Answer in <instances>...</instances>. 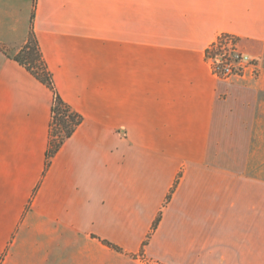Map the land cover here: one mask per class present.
I'll use <instances>...</instances> for the list:
<instances>
[{
	"label": "crops",
	"instance_id": "obj_1",
	"mask_svg": "<svg viewBox=\"0 0 264 264\" xmlns=\"http://www.w3.org/2000/svg\"><path fill=\"white\" fill-rule=\"evenodd\" d=\"M32 33L83 118L49 166ZM0 264H264V0H0Z\"/></svg>",
	"mask_w": 264,
	"mask_h": 264
},
{
	"label": "trees",
	"instance_id": "obj_2",
	"mask_svg": "<svg viewBox=\"0 0 264 264\" xmlns=\"http://www.w3.org/2000/svg\"><path fill=\"white\" fill-rule=\"evenodd\" d=\"M15 59L55 93V103L53 106L51 123L50 147L48 150L49 166L51 159L58 153L66 140L72 137L76 129L82 124L83 118L80 114L75 112L57 92L54 84L53 74L48 69L35 34L32 33L28 43L23 47ZM103 241L106 245L117 250H121L113 243L107 240ZM145 245H147V242Z\"/></svg>",
	"mask_w": 264,
	"mask_h": 264
},
{
	"label": "built area",
	"instance_id": "obj_3",
	"mask_svg": "<svg viewBox=\"0 0 264 264\" xmlns=\"http://www.w3.org/2000/svg\"><path fill=\"white\" fill-rule=\"evenodd\" d=\"M206 60L213 75L222 81L235 82L248 73L260 75V67L255 58L239 47L238 37L224 34L212 42L206 51Z\"/></svg>",
	"mask_w": 264,
	"mask_h": 264
}]
</instances>
